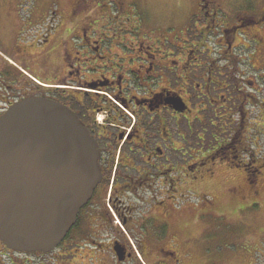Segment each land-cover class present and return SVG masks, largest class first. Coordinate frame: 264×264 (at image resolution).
I'll list each match as a JSON object with an SVG mask.
<instances>
[{
	"label": "flooded vegetation",
	"instance_id": "flooded-vegetation-1",
	"mask_svg": "<svg viewBox=\"0 0 264 264\" xmlns=\"http://www.w3.org/2000/svg\"><path fill=\"white\" fill-rule=\"evenodd\" d=\"M111 2L97 16L84 0L0 1V120L31 98L66 108L101 171L54 252L0 240V264H185L189 225L235 215L263 179L264 0H194L184 28L139 18L145 0Z\"/></svg>",
	"mask_w": 264,
	"mask_h": 264
},
{
	"label": "water",
	"instance_id": "water-1",
	"mask_svg": "<svg viewBox=\"0 0 264 264\" xmlns=\"http://www.w3.org/2000/svg\"><path fill=\"white\" fill-rule=\"evenodd\" d=\"M97 143L66 108L14 105L0 121V240L50 253L66 239L101 181Z\"/></svg>",
	"mask_w": 264,
	"mask_h": 264
},
{
	"label": "rangeland",
	"instance_id": "rangeland-1",
	"mask_svg": "<svg viewBox=\"0 0 264 264\" xmlns=\"http://www.w3.org/2000/svg\"><path fill=\"white\" fill-rule=\"evenodd\" d=\"M1 1V0H0ZM22 2L23 9L32 3L64 4L69 6L75 0H7ZM94 7L96 15H105L109 6L113 7L111 0H84ZM194 0H145L135 8L139 18H154L156 25H177L186 27L190 16L195 9ZM27 10V8H26ZM114 11V7L112 8ZM99 12V13H98ZM115 15V13H113ZM118 16V15H117ZM116 17V16H115ZM150 26V25H148ZM4 39H0V48ZM264 58V55H263ZM251 191L246 190L245 200L239 203L235 199L237 212L229 217H220L206 212L202 213L197 225H189L185 231L188 242L183 249L186 254L185 264H264V168L263 179L251 185ZM237 193L235 192V195ZM189 203L198 205L204 198L193 193ZM210 202L212 200H209ZM241 206L240 208H238ZM239 212V213H238ZM191 214H187L188 222ZM60 252L46 256L41 262L33 258L34 264H67L66 259H59ZM58 262H57V261ZM166 264V263H157Z\"/></svg>",
	"mask_w": 264,
	"mask_h": 264
}]
</instances>
